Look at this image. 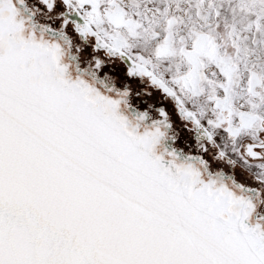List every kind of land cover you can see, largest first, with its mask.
<instances>
[{"label":"snow or ice","instance_id":"6c2138e0","mask_svg":"<svg viewBox=\"0 0 264 264\" xmlns=\"http://www.w3.org/2000/svg\"><path fill=\"white\" fill-rule=\"evenodd\" d=\"M0 264H264V0H0Z\"/></svg>","mask_w":264,"mask_h":264}]
</instances>
